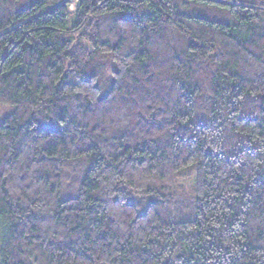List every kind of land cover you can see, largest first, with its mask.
Returning a JSON list of instances; mask_svg holds the SVG:
<instances>
[{
    "label": "clouds",
    "instance_id": "clouds-1",
    "mask_svg": "<svg viewBox=\"0 0 264 264\" xmlns=\"http://www.w3.org/2000/svg\"><path fill=\"white\" fill-rule=\"evenodd\" d=\"M227 2L156 0L167 14L129 27L106 12L115 0H96L103 18L82 14L71 87L0 82L11 129L0 137V264H264V189L252 183L264 171V38L237 44L215 27L264 32L253 23L264 25V0ZM85 37L120 51L102 55ZM37 124L55 135L36 137ZM233 182L252 193L243 220L219 213L216 194ZM197 216L198 230L177 227Z\"/></svg>",
    "mask_w": 264,
    "mask_h": 264
},
{
    "label": "trees",
    "instance_id": "trees-1",
    "mask_svg": "<svg viewBox=\"0 0 264 264\" xmlns=\"http://www.w3.org/2000/svg\"><path fill=\"white\" fill-rule=\"evenodd\" d=\"M76 2V10L73 11L71 10L72 0H0V82L11 81L17 89H20L26 82L30 84L33 79L42 77L44 81H47L55 76L57 88L61 84L71 87V80L66 83L65 77H68V70L73 66V56L70 53L73 48L83 42L81 40V37H84L82 14H87L90 21L103 18L99 15L100 9L96 7V0H76ZM89 3L90 6H86ZM135 3L143 5L142 10L132 8L130 5L122 6L119 4V0H115V3L108 7L106 12L114 17H119L121 22L129 27L141 25L145 21L154 24L161 13L167 14L163 7L157 6L156 0H135ZM207 3L217 6L219 10H227L231 7L227 0L225 2L207 0ZM61 6L63 7L61 8ZM68 11H79L81 15L69 17L66 14ZM185 11L190 10L185 9ZM220 19H226V17ZM185 21L198 25L208 23L193 16L183 17L181 24H184ZM253 23L257 27H264V25L259 24V17L255 15L253 16ZM215 27L222 30L230 41L237 44L241 41L252 40L253 37L256 40L264 38V32L257 33L250 30L247 35H243L238 31L230 33L219 23ZM85 39L88 40L86 47L91 46L93 49L98 47L102 50V55L114 57L120 51L118 47L109 42H93L90 37H85ZM197 42L193 41V43ZM140 51L143 52V49ZM239 120L241 123L256 124L257 127H260L257 123L260 117L253 114L242 115ZM31 130H34L36 137H42L45 140H48L49 136L55 135V130L49 126L42 125L40 128L37 124L30 126ZM10 131V126L4 124L0 127V137ZM12 134L15 135L16 133L13 132ZM17 147H19V143ZM121 150L130 152L132 149L125 150L122 148ZM85 155L86 153H81V156ZM54 158L53 152L48 149H45L43 156H37V160L45 163ZM252 183L256 188L264 189V171H258ZM251 195L247 185H236L234 182L227 192L222 189L216 194L217 200L223 205L219 209L220 215L225 217L239 215L242 220L245 219V208L242 206L245 199ZM73 203V201L68 200L65 201L64 206L70 208ZM201 219H203L202 216H197L195 219H182L177 227L198 230L200 225L196 221ZM216 223L217 221L212 222L214 228ZM226 224H230V221H226ZM231 226L235 227V225ZM240 226L244 227L243 224ZM221 227L225 226L222 225ZM244 242L242 239L241 243ZM190 255L192 254L190 253ZM179 258L177 256V259ZM164 264H168V261H165ZM191 264H196L195 259L192 260Z\"/></svg>",
    "mask_w": 264,
    "mask_h": 264
},
{
    "label": "rangeland",
    "instance_id": "rangeland-1",
    "mask_svg": "<svg viewBox=\"0 0 264 264\" xmlns=\"http://www.w3.org/2000/svg\"><path fill=\"white\" fill-rule=\"evenodd\" d=\"M76 7H77V2L74 4L73 3V0H72V4H71V10H76Z\"/></svg>",
    "mask_w": 264,
    "mask_h": 264
}]
</instances>
